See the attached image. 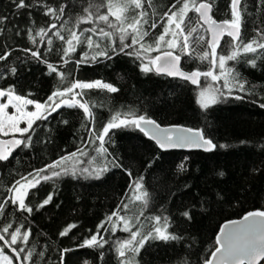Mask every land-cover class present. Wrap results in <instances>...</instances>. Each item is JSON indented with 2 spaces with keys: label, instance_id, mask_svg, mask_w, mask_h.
<instances>
[{
  "label": "trees",
  "instance_id": "obj_1",
  "mask_svg": "<svg viewBox=\"0 0 264 264\" xmlns=\"http://www.w3.org/2000/svg\"><path fill=\"white\" fill-rule=\"evenodd\" d=\"M26 2L31 3L32 0ZM99 2L37 0L36 7L17 10L12 0H0V16L7 17L0 24V29H3L0 31V55L5 51L11 52L6 61H0V72H9L11 67L17 68L16 75L9 73L0 79V88L7 89L15 85L19 94L31 93L28 98L44 103L57 87L58 77L55 74L48 75L45 63L32 59L30 53L22 51L26 48L39 49L48 63L71 72L66 83L73 79L85 82L99 79L119 89L117 93L91 90L84 97L93 105L97 131L115 112L134 111L138 115L147 114L163 126L178 124L201 129L218 147L212 152L161 150L139 130L118 129L112 133V142L105 145L112 155L108 156L107 161L98 157L96 163L90 165L91 157L97 155L94 149L99 146L98 141L95 144L88 142V129L92 125L84 120L82 110L63 107L53 112L47 121H38V127L34 125L36 130L32 133L31 146L17 148L8 161L0 162V202L10 195L8 189L16 180L27 176L34 169L43 168L77 149H83L88 155L67 161L70 170L68 175L42 182L37 189L30 190L32 205L42 202L49 193H54L52 203L39 211L34 210L31 215L21 214L9 205L5 209L6 216H0V228L9 222L13 223L14 228L21 223L25 228L30 226L32 235L27 247L34 248L36 253L44 252L43 257L34 256L38 264H60V250L66 248L73 251L65 255L64 264H85V261L89 264H119L115 242L129 235L122 230V222L115 232L101 229V234L108 241L103 248L77 247L86 237L94 234L97 226L119 206L120 214L128 217L139 216L143 211L140 224L146 225L145 232L154 223L148 217L167 216L169 231L181 237L170 242L150 241L136 256L139 264H202L214 250L215 237L223 222L239 218L250 211L264 210V109L252 102L264 103V63L258 59L257 68L253 69L243 59L240 62L229 61V66L235 67L250 82L246 88L251 87L254 92L240 93L234 89V95H243L245 99L228 98L207 110L196 102L200 87L212 83L214 87L222 88V80L212 82L201 77V85H192L154 71L144 73L140 70V60L123 53L113 55L110 60L102 59L100 63H86L77 67L74 61L80 59V46L70 57H65L70 59V63L64 65L61 49L67 45L54 33L60 31L67 37L66 28L78 31L80 28L95 27L91 23H81L78 28L74 25L78 16L86 15L84 8ZM229 2L217 0L215 19L230 18ZM153 3L155 15L153 8L145 5L149 24L144 27L152 38L148 43H152L163 32L166 18L161 20L160 16L175 0H153ZM247 3L246 41L252 38L255 28L264 29V5L259 0H247ZM45 6L57 10L64 6L65 13L59 18L46 16ZM105 11L101 9V12ZM153 20L157 22L155 29L150 28ZM52 24L57 27L50 29L43 42L37 37V43L33 45L27 39L28 28H49ZM62 24L64 28H61ZM49 37L53 41L51 46L47 45ZM113 39L119 43L118 37ZM227 39L225 36L220 41L225 50ZM83 50H88L86 45ZM217 51L220 52L221 48ZM157 53L153 51L150 55L155 56ZM181 66L186 71L209 70V62L198 58L185 59L182 56ZM64 120L69 123H62ZM82 123L86 127L82 128ZM220 144L227 147L220 148ZM113 156L118 158L123 167H113L109 163ZM103 163H108L109 171L99 179L80 173L82 168L91 169ZM181 163L185 164L184 171L178 170ZM73 166L76 168L75 176L71 174ZM125 169L130 170L132 175L129 176ZM220 172L224 175L220 176ZM141 177L143 188L138 191L135 181ZM141 192L148 193L147 208H141L143 202L134 199ZM123 204H127L128 209H124ZM186 210L190 211L191 220L181 215ZM113 221H116L115 217ZM132 223L139 227L135 219ZM70 224L77 226L67 236L61 237L59 233ZM106 227L110 225L106 224ZM4 253L13 257V264H18L10 249L5 248Z\"/></svg>",
  "mask_w": 264,
  "mask_h": 264
},
{
  "label": "snow or ice",
  "instance_id": "obj_2",
  "mask_svg": "<svg viewBox=\"0 0 264 264\" xmlns=\"http://www.w3.org/2000/svg\"><path fill=\"white\" fill-rule=\"evenodd\" d=\"M12 3L17 10L32 9L37 6V0H32L31 3H27L26 0H12ZM259 3L264 5V0H259ZM145 5L153 8V15L156 14L153 0H106V3L105 0H100L99 3L84 8L83 12L86 15L78 16L74 27L78 28L81 23H91L95 27L80 28L78 31L66 28L67 37L62 35L60 31L54 33L59 40L67 45L61 49L63 64L70 63V59H65V57H70L71 53L76 52L77 46H80V59L74 61L77 67L86 63H100L102 59L110 60L113 55L123 53L128 56H135L137 60H140V70L144 73L154 71L157 74L183 79L193 85H201V77L205 81L209 79L212 82L222 80V88H216L212 83L200 87L196 102L205 110L228 98L245 99L243 95H234V89L240 93L254 92L253 88H246L250 82L235 67L228 64L229 61L240 62L243 59L244 63L255 69L258 59L264 63V29L255 28L252 38L245 40L247 0H230L228 4L230 18L219 21L215 19L218 11L217 0H175V3L171 4L168 10L160 16L161 20L166 18V23L163 25V32L155 37L152 43L147 42L152 38L149 30L144 27L149 24V13L145 10ZM45 7L44 14L46 16L59 18V15L65 13L64 6L58 10L50 6ZM102 8L106 11L101 12ZM190 13L195 15H190ZM29 15L31 16V13ZM6 19L7 17L0 16V24H3ZM32 23L35 22L32 21ZM56 27L55 24L50 25L49 28L34 29L30 27L27 29V39L33 45L37 43V37L43 42L50 29ZM156 27L157 22L153 20L150 28L155 29ZM61 28H64L63 24ZM2 30L0 29V31ZM205 33H210L211 39L206 40ZM16 34L20 35L19 32ZM225 36L229 38L225 41L226 50L222 48L220 43ZM114 37H118V44L113 39ZM52 44L53 41L49 37L47 45L51 46ZM85 45L87 51L83 50ZM198 48L202 50L197 51ZM218 48H221L220 52L217 51ZM22 51L30 53L32 59L45 63L48 69L47 74L50 76L55 74L58 77V84L44 103L28 98L32 95L31 93L19 94L15 85H11L7 89L0 88V137H11L0 139V162L8 161L15 149L31 146L33 142L32 133L36 130L34 125L38 127V121H47L53 112L63 107L82 110L84 120L92 125L88 129V142L95 144L98 141L99 146L94 149L97 155L91 157L90 165L95 164L98 157L107 161L108 156L112 155L105 145L112 142V133L118 129L139 130L153 140L161 150L195 147L206 152H212L218 147L201 129L181 126L161 127L156 120L147 114L138 115L134 111L115 112L108 122L97 131L93 105L84 97L91 90L99 89L100 91L106 90L109 93H117L119 89L113 84L99 79L91 82L73 79L70 83H66L71 72L61 70L59 65L48 63L39 49L26 48ZM49 51H51V47H49ZM153 51L159 54L150 55ZM10 55V51H5L3 55H0V61H6ZM182 56L185 59L198 58L200 61H208L209 70L204 72L199 69L191 72L183 70L181 66ZM216 69L218 71H215ZM9 73L13 76L16 75L17 68L11 67L9 72H0V79L5 78ZM223 89L227 91L225 92ZM4 98H6V102H3ZM252 102L258 103L259 107L264 109V103ZM30 105H34V110L28 109ZM9 107L14 109L11 114L7 111ZM22 122L26 123V127L20 126ZM62 123L68 124L69 121L64 120ZM81 127H86V125L82 123ZM17 133L19 137H17ZM219 147L226 148L227 145L220 144ZM84 155H88V153H85L83 149H77V151L61 156L51 164H46L40 169H34L27 176H22L16 180L8 189L10 195L0 202V216H6L5 209L9 205L14 206L15 210L21 214L31 215L34 210L39 211L52 203L54 193H49L42 202L32 205L30 190L37 189L42 182L68 175L70 170L66 162ZM109 163H112L113 167H123L115 156ZM178 170L184 171L185 164L181 163ZM107 171H109L108 163L97 164L91 169L88 167L80 169L81 175L87 174V176L96 179H99ZM125 171L129 176L132 175L130 170L125 169ZM71 174L76 175L75 166L72 167ZM219 175L223 176L224 173L220 172ZM142 179L141 177L135 181V189L138 191L143 188ZM147 197V192H141L134 199L143 202L141 208H147ZM123 208L128 209V205L123 204ZM143 215V211L140 212L139 216L134 217L121 215L118 206L117 210H114L106 217L105 221L97 226L96 232L90 237H86L77 247L103 248L108 241L101 234V229L105 232H115L119 223L122 222V230L129 235L127 238L115 242V250L120 258L119 264H139L136 256L150 241L170 242L181 239L180 236L169 231V218L163 215L148 217L149 221L154 223L145 232L146 225L140 224V216ZM181 215L188 220L192 219L190 211L186 210ZM113 217L116 218V221H113ZM133 219L139 224V227L132 223ZM106 224L110 227H106ZM76 226L75 224L68 225L59 235L61 237L67 236L71 229ZM134 228L135 230H133ZM31 235V227L25 228L23 223L15 228L11 222L4 224L0 228V261L13 264V257L4 253V249L8 248L14 254V259L18 264H38L34 256L43 257L44 252L36 253L34 248L27 247ZM215 243L214 250L210 252L209 257L203 260L202 264H260L261 261H264V210L249 212L242 220L230 221L225 224L220 229V234L217 235ZM21 244L25 246L21 247ZM71 251H73L71 248L60 250V264H64L65 255ZM100 255L103 257V253ZM85 264H89V262L85 261Z\"/></svg>",
  "mask_w": 264,
  "mask_h": 264
},
{
  "label": "water",
  "instance_id": "obj_3",
  "mask_svg": "<svg viewBox=\"0 0 264 264\" xmlns=\"http://www.w3.org/2000/svg\"><path fill=\"white\" fill-rule=\"evenodd\" d=\"M206 27V26H205ZM207 34V40L208 39H211V34L210 33H206ZM222 40V39H221ZM159 53H157L156 55H158ZM184 70V69H183ZM186 71V70H185ZM191 71H193V70H191ZM191 71H188V72H191ZM160 75H164V74H160ZM164 76H166V77H170V76H167V75H164ZM171 78H174V77H171ZM177 79H180V78H177ZM181 80H183V79H181ZM185 81V80H184ZM186 82H188V81H186ZM188 83H190V82H188ZM191 84V83H190ZM193 85V84H192ZM172 126H181V127H184V128H191V127H187V126H182V125H178V124H171V125H165V126H163V125H161V127H172ZM192 129H196V128H192ZM9 138H11V137H6V138H2V137H0V139H9ZM151 142H153L154 144H155V142L153 141V140H151L149 137H147ZM156 145V144H155ZM157 146V145H156ZM16 150V149H15ZM167 150H178V151H190V150H202V151H204L203 149H200V148H195V147H192V148H173V149H167ZM254 211H257V210H254ZM250 212H252V211H250ZM247 213H249V212H247ZM247 213H245L244 215H242L241 217H239V218H236V219H231V220H227V221H225V222H223L220 226H219V229H218V232H217V234H216V237H217V235H219L220 234V229L225 225V224H227V223H229L230 221H240V220H242L243 219V217L247 214ZM216 237H215V241H216ZM260 264H264V261H261L260 262Z\"/></svg>",
  "mask_w": 264,
  "mask_h": 264
},
{
  "label": "rangeland",
  "instance_id": "obj_4",
  "mask_svg": "<svg viewBox=\"0 0 264 264\" xmlns=\"http://www.w3.org/2000/svg\"><path fill=\"white\" fill-rule=\"evenodd\" d=\"M166 39H167V37H166ZM94 81V80H93ZM87 82H91V81H87ZM78 91V90H77ZM3 102H6V98H4V101ZM28 109L31 111V110H34V105H30V106H28ZM10 114L12 113V112H14V109L13 108H11V107H9V109L7 110ZM20 126L21 127H26V123H24V122H22L21 124H20ZM17 135V137H19V134L17 133L16 134ZM6 138V137H5ZM5 255H8V254H6L5 253ZM9 256V255H8ZM0 264H7V262L6 261H0Z\"/></svg>",
  "mask_w": 264,
  "mask_h": 264
}]
</instances>
